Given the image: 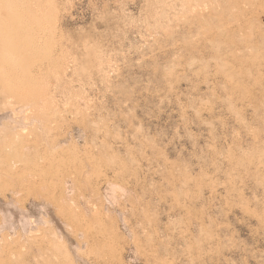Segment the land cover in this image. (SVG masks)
<instances>
[{
	"label": "rangeland",
	"instance_id": "374dc122",
	"mask_svg": "<svg viewBox=\"0 0 264 264\" xmlns=\"http://www.w3.org/2000/svg\"><path fill=\"white\" fill-rule=\"evenodd\" d=\"M0 7V264H264V0Z\"/></svg>",
	"mask_w": 264,
	"mask_h": 264
},
{
	"label": "bare ground",
	"instance_id": "6f19581e",
	"mask_svg": "<svg viewBox=\"0 0 264 264\" xmlns=\"http://www.w3.org/2000/svg\"><path fill=\"white\" fill-rule=\"evenodd\" d=\"M2 14H3V10L1 9V7H0V25H2L3 24V22H2V19H1V16H2ZM28 25V23L26 22V23H22V26H27ZM5 26V25H4ZM0 29H1V26H0ZM14 28L12 27V29L11 30H13ZM15 30V29H14ZM2 45V43H0V46ZM7 72H6V70H5V73H4V71L3 72H1V74H0V77H1V79H7V78H9V75H7L6 74ZM6 74V75H5ZM8 76V77H7ZM10 78H12V77H10ZM9 78V79H10ZM6 82L8 81V80H5ZM4 82V81H3ZM5 84V83H4ZM1 94V93H0Z\"/></svg>",
	"mask_w": 264,
	"mask_h": 264
}]
</instances>
